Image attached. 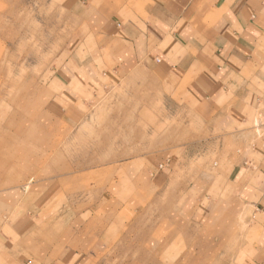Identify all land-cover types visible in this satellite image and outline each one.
Wrapping results in <instances>:
<instances>
[{"label":"crops","instance_id":"obj_1","mask_svg":"<svg viewBox=\"0 0 264 264\" xmlns=\"http://www.w3.org/2000/svg\"><path fill=\"white\" fill-rule=\"evenodd\" d=\"M53 1L79 25L68 87L123 86L158 124L190 117L204 150L159 157L156 203L120 198L112 159L61 186L28 180L38 204L68 183L67 211L0 264H264V0Z\"/></svg>","mask_w":264,"mask_h":264},{"label":"rangeland","instance_id":"obj_2","mask_svg":"<svg viewBox=\"0 0 264 264\" xmlns=\"http://www.w3.org/2000/svg\"><path fill=\"white\" fill-rule=\"evenodd\" d=\"M78 30L62 1L0 0V135L16 139L28 154L13 163L0 159V250L13 251L15 240L26 243L31 235L52 234L48 227H59L67 211L62 205L68 183L64 191L59 187V199L38 204L42 187L37 192L20 187L30 179L52 178L61 186L69 177L59 175L74 178L97 163L107 169L113 162L120 198L156 203L159 184L151 174L159 157L204 150L194 142L199 129L190 117L185 123L168 117L158 124L153 113L128 110L133 100L123 86L68 87L64 62L78 52ZM143 155L148 161H134ZM134 186L136 192L127 191Z\"/></svg>","mask_w":264,"mask_h":264},{"label":"bare ground","instance_id":"obj_3","mask_svg":"<svg viewBox=\"0 0 264 264\" xmlns=\"http://www.w3.org/2000/svg\"><path fill=\"white\" fill-rule=\"evenodd\" d=\"M12 78V77H11ZM10 118V117H9ZM16 135V134H15ZM10 136V134H9ZM17 137V136H16ZM19 139V138H18ZM17 144V140L13 139L11 137H5L3 135H0V159H4L8 162H16L18 160H26L28 158V154L24 155V152L22 149H20L18 146H16ZM61 147V146H60ZM28 151V150H27ZM33 153V152H31ZM35 153V152H34ZM33 153V154H34ZM33 154H31V156H33ZM54 156V155H53ZM84 156V155H83ZM87 158V157H86ZM98 158V157H97ZM113 158V157H112ZM45 159V158H44ZM48 159V157L46 158ZM69 160V159H68ZM93 160V159H92ZM97 160V159H95ZM54 161V160H53ZM78 161V160H77ZM31 163V162H30ZM29 163V164H30ZM80 163V161H79ZM97 163V162H96ZM95 163V165H96ZM41 164V163H40ZM82 164V163H81ZM100 164V163H99ZM113 164V163H112ZM36 165V164H35ZM98 165V163H97ZM113 167V165H111ZM38 167V166H37ZM111 167V168H112ZM11 168V167H10ZM13 168V167H12ZM94 168V167H93ZM106 168V167H105ZM39 169V168H38ZM65 169V168H64ZM77 169V168H76ZM86 169V168H85ZM10 170V169H8ZM62 170V169H61ZM13 171V170H12ZM77 171V170H76ZM91 171V170H90ZM98 171V170H97ZM11 172V171H10ZM106 172V171H105ZM8 173V172H7ZM66 174V173H65ZM95 175V174H94ZM77 176V175H76ZM74 176V178L76 177ZM79 176V175H78ZM77 178V177H76ZM88 178V177H87ZM65 179V178H64ZM77 180V179H76ZM74 181V179H73ZM75 182V181H74ZM71 182V183H74ZM32 183V182H31ZM30 183V184H31ZM85 183V182H84ZM29 184V186H30ZM3 185V184H2ZM28 185V184H27ZM4 186V185H3ZM3 192V191H1ZM164 195V194H163ZM164 200V199H163ZM167 202V201H166ZM165 228V227H164ZM73 238V237H72ZM110 259V258H109Z\"/></svg>","mask_w":264,"mask_h":264}]
</instances>
